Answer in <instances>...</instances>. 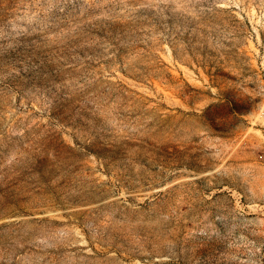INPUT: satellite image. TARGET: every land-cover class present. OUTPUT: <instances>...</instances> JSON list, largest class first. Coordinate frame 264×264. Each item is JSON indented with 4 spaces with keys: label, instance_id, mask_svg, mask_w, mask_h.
Instances as JSON below:
<instances>
[{
    "label": "rangeland",
    "instance_id": "obj_1",
    "mask_svg": "<svg viewBox=\"0 0 264 264\" xmlns=\"http://www.w3.org/2000/svg\"><path fill=\"white\" fill-rule=\"evenodd\" d=\"M0 264H264V0H0Z\"/></svg>",
    "mask_w": 264,
    "mask_h": 264
}]
</instances>
